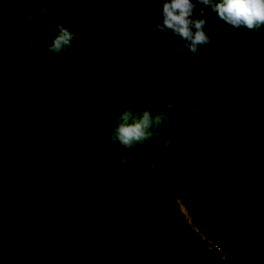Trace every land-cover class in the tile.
<instances>
[{"label":"trees","instance_id":"obj_1","mask_svg":"<svg viewBox=\"0 0 264 264\" xmlns=\"http://www.w3.org/2000/svg\"><path fill=\"white\" fill-rule=\"evenodd\" d=\"M144 2L0 0V175L23 220L0 233V264H264V29L234 30L206 9L213 42L197 59L157 32L172 66L164 77L139 39H124L143 32ZM61 24L75 37L56 55L47 45ZM193 98L229 118L184 127ZM128 108L170 112L135 151L109 140ZM41 222L62 246L44 263L26 248L43 239Z\"/></svg>","mask_w":264,"mask_h":264},{"label":"clouds","instance_id":"obj_2","mask_svg":"<svg viewBox=\"0 0 264 264\" xmlns=\"http://www.w3.org/2000/svg\"><path fill=\"white\" fill-rule=\"evenodd\" d=\"M206 9H210L218 21L234 30L243 28L256 33L264 29V0H196L195 3L193 0H164L155 28L181 42L182 46L176 49L179 55L197 59L206 46H211L213 42ZM57 28L58 33L47 45V51L60 55L72 47L75 34L62 24ZM222 35H227V29L222 30ZM171 107V104L166 105L167 109ZM169 119V111L125 109L111 128L109 140L129 151H135L138 145H146L149 140L157 137ZM171 145L172 139L169 138L164 141L163 147L170 148ZM127 161V157H121L116 163L121 166Z\"/></svg>","mask_w":264,"mask_h":264},{"label":"rangeland","instance_id":"obj_3","mask_svg":"<svg viewBox=\"0 0 264 264\" xmlns=\"http://www.w3.org/2000/svg\"><path fill=\"white\" fill-rule=\"evenodd\" d=\"M142 5H143L144 10L147 12V14H149L148 18L144 16L145 18L143 19V26L140 27L142 28L143 32H139L138 34L136 33L133 37L126 35L124 39L130 43L134 39V37L139 39L142 46L139 47L138 51L140 50L142 53L144 52L149 53L150 54L149 57H151L152 59L151 64L150 63L148 64L150 66V69L152 70L155 69L157 73H160L163 71L164 77H165L167 73L169 72V70L172 68V66L170 65V60L167 58L166 52H163L161 50L158 52L159 48L161 47L159 44L151 42L153 41V36H156L158 32L155 28V22L160 18L159 13L162 10L163 1L162 2L159 1L157 5L153 6L151 1L149 2L145 0L144 4L142 3ZM107 6H109V4ZM150 10L152 12H150ZM154 10H157V12H155ZM127 26H132V25L128 23ZM130 31H137V29H132ZM106 32L110 33V31H106ZM120 39H123V38H120ZM150 47L152 48V52H150ZM163 49L166 50L165 48ZM186 73L192 74L190 71H187ZM37 76L38 77L40 76V72L37 73ZM165 83L167 84L166 80H165ZM167 91H168V84H167ZM175 95L176 97H179V95L181 94L176 93ZM220 99L224 101L223 100L224 98L222 96L220 97ZM193 102L197 104V105H194L193 108L197 107L198 109L190 110L187 107H182L184 108L185 112L187 111L185 115L186 118L184 114L180 115V122L184 124V127H186L187 122L192 123L195 117H197L199 121H202L203 123H207V124L210 123V120H212L213 122H220V121H225L227 118H229L227 111L224 110L226 107L222 106L221 104L216 105V103H214L213 101H207L206 103L202 102L201 104H198V101L195 98H193ZM215 128L218 129L217 127ZM3 138H4V135L0 131V153L4 150V146H5ZM198 140H199V133L191 136L192 144H195ZM262 156L264 157L263 153H262ZM263 157H259L260 158L259 161H264ZM260 171L261 172H259V174L264 175V167L260 169ZM245 182H248V180H246ZM77 188L79 191H82V188L79 184L77 185ZM6 189L7 188H6V183L4 181V178L2 175H0V233L6 232V234L8 235V232H10V230L14 227V225L16 226L18 223H20L23 220L19 218V215L17 213V209L19 205L11 200V198L7 194ZM247 189H248L247 187L245 188L243 186V190L245 193H247L248 191ZM63 192H66V190H63ZM245 195L246 197L242 199L243 206H247V202L251 203L250 199L247 197V194ZM249 207L250 205L247 206L246 209H248ZM182 210H183V213L191 221L186 209L182 207ZM62 217L64 218V221L70 220L65 212L62 213ZM30 226H35V225L32 224ZM38 229L42 233L43 239L36 244L29 240L28 244L26 245V248L32 251L33 257L36 261L42 262L48 259V257L54 254L57 250L60 251L62 246L60 243V239H58L57 237H61V235L56 234L53 230H51V228H47L44 222H41L38 224ZM7 238L9 240V245H11L14 249H16L17 246L15 242L10 239L11 237L7 236ZM12 238L14 237L12 236ZM4 247L5 248L8 247L7 240H5L4 242ZM209 250L214 252L216 249L210 248V245H209ZM57 254L58 252L56 253V255ZM215 254L217 255L216 252ZM225 258L226 256H222L219 259L225 260Z\"/></svg>","mask_w":264,"mask_h":264},{"label":"built area","instance_id":"obj_4","mask_svg":"<svg viewBox=\"0 0 264 264\" xmlns=\"http://www.w3.org/2000/svg\"><path fill=\"white\" fill-rule=\"evenodd\" d=\"M209 243V245H210V248H214V249H216V250H218L217 249V246H215L214 244H213V242H208ZM220 251V250H219ZM221 252V251H220Z\"/></svg>","mask_w":264,"mask_h":264}]
</instances>
